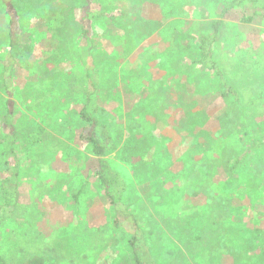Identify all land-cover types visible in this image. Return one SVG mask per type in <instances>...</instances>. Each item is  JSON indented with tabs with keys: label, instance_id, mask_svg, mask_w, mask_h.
<instances>
[{
	"label": "rangeland",
	"instance_id": "obj_1",
	"mask_svg": "<svg viewBox=\"0 0 264 264\" xmlns=\"http://www.w3.org/2000/svg\"><path fill=\"white\" fill-rule=\"evenodd\" d=\"M227 1L230 0H95L91 6L94 20L88 26L95 32L96 41L88 47L82 41L81 0H0V140L3 119L11 113L20 145L29 143L26 131L31 126L37 134L43 127L62 142L61 155H54L45 165L30 163L32 149L24 153L15 209L17 222L27 221L30 214L37 213L35 228L45 236L62 227L79 226L85 234L97 231L102 239L91 247L90 264H127L123 255L129 254L128 236L115 227L114 207L94 176L96 160L79 140V113L90 76L99 80L100 119L106 118L104 123H111L112 132L121 135L118 150L126 144L129 131L139 128L137 123L146 115L144 119L150 124L144 132H150V150L143 160L137 158L134 163L157 160L170 164L173 175H179L185 172V162L196 161L193 178H209L197 175L209 174L208 155L213 141L228 136V123L237 120L235 98L233 94L226 96V88L260 85L255 76L251 78L246 63L262 64L259 80L264 82L263 18L252 24L240 23L234 17L227 19L226 31L214 47V60L227 67L226 86L219 77L195 64L199 60L196 39L208 33L203 25L217 21ZM41 5L57 7L68 17L69 24L62 33L48 30ZM111 14L119 16L120 25L112 22ZM129 18L144 21L149 31L128 54L125 42H116V36L129 28ZM160 21L164 26L155 27ZM12 36L17 37L16 44L11 43ZM55 50L57 57L46 61L49 52ZM25 51L30 52L28 57ZM14 52L20 57L16 59V77L7 91L3 88V68L8 55ZM41 81L45 85L41 86ZM239 120L231 129L239 134L231 146L239 149L244 143L245 152L253 141L251 130L255 124L264 126V113ZM107 160L126 181L125 200L131 205L129 210L138 220L146 243L156 244L150 250L157 264H208L203 255L207 258L209 250L216 264H264V197L253 201L250 189L253 180L264 184L263 179L251 174L231 193L216 186L213 197L230 199L232 205L224 227L218 229L217 241L210 243L217 244L210 248L202 241L189 245L191 238L200 236L197 229L189 236L182 233L185 226L180 221L189 211L206 206L205 198L193 195L189 208L181 210L188 197L185 180L176 185L175 176H171L168 184L174 186L173 199L177 197L178 205L150 207L146 199L151 192L148 182H137L134 170L121 163L116 154ZM4 169L0 144V182ZM211 178L213 183H219L222 169L215 167ZM88 244L83 242L80 250L89 248ZM177 252L182 253L181 258L175 255Z\"/></svg>",
	"mask_w": 264,
	"mask_h": 264
},
{
	"label": "trees",
	"instance_id": "obj_2",
	"mask_svg": "<svg viewBox=\"0 0 264 264\" xmlns=\"http://www.w3.org/2000/svg\"><path fill=\"white\" fill-rule=\"evenodd\" d=\"M81 1L83 4L80 20L82 41L88 47H93L94 41H96L93 38L95 32L88 24L94 20L91 6L95 0ZM39 8L40 12L43 13V18L48 23L49 31L62 33L65 30L69 20L62 10L52 5H41ZM229 17H234V19L239 20L243 24H252L258 18L264 19V0L227 1L218 12V20L203 25L204 30H207L208 33L196 39L199 42V60L195 64L219 77L225 86L229 81L227 67L223 63L214 60V47L219 42L221 34L226 31ZM109 18L116 26L121 24L118 15L111 14ZM129 20V28L123 33L122 31L121 33L119 32L116 36V42L122 44L125 42L124 45L128 54L139 45L140 40L149 31L144 21H139L137 18L135 20L129 18ZM154 26L163 27L164 23L160 21L155 23ZM12 37L11 43L16 44L17 37ZM25 54V57H28L30 52L25 51ZM57 55L56 50L49 52L46 61L52 60ZM19 57L20 54H15V52L14 54H9L8 63L4 64L3 88L7 91H10L13 80L16 77L15 66H18L16 59ZM245 66L246 70L252 73L251 78L255 76L254 80H258L260 85L252 84L246 89L226 88V96L231 97L233 94L235 98L237 110L234 114L237 120L232 119L228 123V128L230 129L228 136H222L213 141L212 152L208 155L209 163L207 167L209 174H202L203 172H201L197 175L203 178L209 177L204 181L203 179L201 181L198 178H193L194 170L198 165L196 161L192 164L191 162H185V172H180L179 175H173L169 168L170 164H161L157 160L134 163V159L143 160L150 150V132H144L147 124H150L144 119L146 115H142L143 120L137 123L140 124L139 128H132L129 131L126 144L118 150L121 135L116 136L112 132L111 123L109 125L104 123L106 118L103 121L100 119L99 80L98 78L96 80L95 76L92 78L89 75L87 88L85 87V103L79 113L81 127L79 140L96 160L97 166L94 170V176L104 191L105 197L111 206L114 207L115 227L128 236L129 254L123 255L124 258H127V264H157L150 250L154 249L156 244L153 242L149 246L146 243L138 220L129 210L131 205L125 200L128 194L126 181L107 160L110 155L116 154L121 163L129 165L134 170V178L137 182L141 180L148 182V188L151 192H149L146 199L150 207L156 206V208L161 209L179 204L176 203L178 201L177 197L176 200L173 199L174 193H176L174 186L172 184L168 186L169 182H172L171 176H175L176 180L173 183L176 185L182 180L187 183V186H185V197H188L185 198V203L181 206V210H184V206L185 210L189 208L187 205L191 197L201 196L205 198V207L202 206L200 209L189 211L185 218L180 221L181 225L185 226L182 231L183 234L189 236L194 230H198L200 233L198 238H191L189 245H192L194 241H202L208 247L213 248L217 242H215V245H211V241H217L214 239L219 237L218 229L224 227L223 224L228 220V211L232 205L231 200L222 201L214 198L213 192L217 189L216 186L222 191L231 193L235 191L237 184L241 180H246L249 176L251 177V174L258 180H264V176L262 177V172L264 171V126L255 124L254 129L251 130L253 141L249 142L250 147L247 148V151L245 150L244 152V143L239 149L231 146V141L239 136V134L231 131L240 121L239 119L242 116L254 117L257 114L264 113V82L259 80L263 69L261 67L262 64L260 62L246 63ZM44 78L46 80L50 79L48 76H44ZM40 85H45L44 81H41ZM256 86L258 87L257 89ZM2 125L4 134L0 144L4 152L5 169L2 172V181L0 182V264H71V262L75 264H90L92 259L90 254L91 247L102 239L101 233L87 229L89 233L85 234L78 226L74 228L62 227L51 231L49 235L45 236L35 228L33 220L36 221L37 213L30 214L29 220H25L22 223L17 222L15 218L20 170L25 160L24 153L26 151L30 153V149H32L30 163L33 166L45 165L46 161L53 158L54 155H61L62 142L52 138L43 127L39 128L41 133L37 134L34 127L31 126L26 131V138H29V143L20 145V143H17L18 134L14 128L11 113L6 115ZM139 134L143 137L137 138ZM243 135L247 136L249 132H243ZM215 167L223 171V179L219 183H213L211 178ZM244 173H246V176H244ZM250 189L253 192V201L264 197L262 196L264 184L253 180L250 184ZM242 198L244 199L245 197L243 196ZM242 198L241 201L243 200ZM10 222H14V225L11 224L10 226ZM85 241L89 242L88 245L90 247H86L84 251H81V244ZM175 255L182 257L181 252H177ZM205 255L207 256L205 258L203 255L205 262H208V264L217 263L212 250H209ZM116 262L117 259L113 263Z\"/></svg>",
	"mask_w": 264,
	"mask_h": 264
}]
</instances>
